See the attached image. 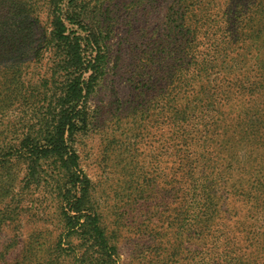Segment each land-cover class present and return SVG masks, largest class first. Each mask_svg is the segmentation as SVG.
<instances>
[{"label": "trees", "instance_id": "trees-1", "mask_svg": "<svg viewBox=\"0 0 264 264\" xmlns=\"http://www.w3.org/2000/svg\"><path fill=\"white\" fill-rule=\"evenodd\" d=\"M125 1L0 0V167L21 162V206L59 230L47 264L71 254L73 264H116L115 233L76 143L106 72L112 13ZM247 13L239 0H177L167 14L170 42L150 51L167 55L156 61L166 59L171 136L183 147L170 181L185 185L174 249L187 241V264H264V139L253 126L235 133L223 117L238 93L264 90V55L249 56L256 36ZM175 50L184 65L170 68Z\"/></svg>", "mask_w": 264, "mask_h": 264}, {"label": "rangeland", "instance_id": "rangeland-1", "mask_svg": "<svg viewBox=\"0 0 264 264\" xmlns=\"http://www.w3.org/2000/svg\"><path fill=\"white\" fill-rule=\"evenodd\" d=\"M175 1L126 0L112 13L106 72L89 98L88 129L77 137L80 166L100 199L106 226L115 233L116 264H187V241L177 239L174 249V231H181L187 217L185 185L170 181L174 154L183 147L172 140L171 94L162 73L167 55L159 51L170 42L166 22ZM239 5L247 9V28L256 36L249 56L257 50L264 55V0H239ZM170 57L168 67L184 65L179 50ZM238 94L230 108H223L224 119L235 133L253 126L257 138L264 139V90ZM8 163L0 167V264H47L59 230L31 215L24 200L21 206L23 165ZM7 215L13 219L4 220ZM64 262L73 264L74 256Z\"/></svg>", "mask_w": 264, "mask_h": 264}]
</instances>
